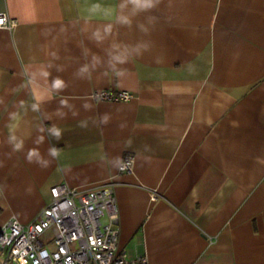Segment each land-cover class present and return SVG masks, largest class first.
Here are the masks:
<instances>
[{
    "label": "crops",
    "instance_id": "obj_1",
    "mask_svg": "<svg viewBox=\"0 0 264 264\" xmlns=\"http://www.w3.org/2000/svg\"><path fill=\"white\" fill-rule=\"evenodd\" d=\"M0 12L17 22L0 27V228L33 220L54 185L110 183L130 257L264 264V0H0Z\"/></svg>",
    "mask_w": 264,
    "mask_h": 264
},
{
    "label": "built area",
    "instance_id": "obj_2",
    "mask_svg": "<svg viewBox=\"0 0 264 264\" xmlns=\"http://www.w3.org/2000/svg\"><path fill=\"white\" fill-rule=\"evenodd\" d=\"M16 20L0 12V27L12 29ZM100 100H128V91L100 90ZM125 155L119 171H130ZM51 199L29 223L10 218L0 228L3 264H146L118 249L117 206L110 183L86 189L66 183L50 188ZM52 231L44 242L41 237ZM51 242L52 247L48 246Z\"/></svg>",
    "mask_w": 264,
    "mask_h": 264
},
{
    "label": "clouds",
    "instance_id": "obj_3",
    "mask_svg": "<svg viewBox=\"0 0 264 264\" xmlns=\"http://www.w3.org/2000/svg\"><path fill=\"white\" fill-rule=\"evenodd\" d=\"M128 3L132 4L134 6V8L136 10H149L154 8L157 4L160 3V0H127ZM63 85V81L61 80H57L55 82V87H61ZM54 131L56 132L57 137H59V132L56 131L54 129ZM17 147H19V145H17ZM50 154L55 157L58 155V152L55 148L50 150ZM33 156H38V153L35 151L30 152L29 154V159H31V157ZM47 161L44 162L45 166H47Z\"/></svg>",
    "mask_w": 264,
    "mask_h": 264
},
{
    "label": "rangeland",
    "instance_id": "obj_4",
    "mask_svg": "<svg viewBox=\"0 0 264 264\" xmlns=\"http://www.w3.org/2000/svg\"><path fill=\"white\" fill-rule=\"evenodd\" d=\"M51 233H52V231H48L47 233H45V234L41 237V239H42L44 242H46L47 237H48ZM48 246H49L50 248L52 247L51 242L48 243Z\"/></svg>",
    "mask_w": 264,
    "mask_h": 264
}]
</instances>
